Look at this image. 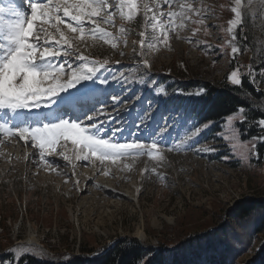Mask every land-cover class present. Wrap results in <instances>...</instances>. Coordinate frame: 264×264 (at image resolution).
<instances>
[{"label":"rangeland","instance_id":"obj_1","mask_svg":"<svg viewBox=\"0 0 264 264\" xmlns=\"http://www.w3.org/2000/svg\"><path fill=\"white\" fill-rule=\"evenodd\" d=\"M232 2L233 0H205L206 4L214 8V15L206 20L210 35L206 37L201 33L197 38L207 40L211 47H196L173 38L170 42L171 50L161 47L159 51L149 53L148 59L152 66L145 78L147 83H139L143 75L142 68L128 67L134 64L132 41L137 40L140 30L136 22L126 25L131 31L127 36V47L123 44L120 46V50L126 53L124 57L103 42H98L95 47L82 49L91 59L108 58L111 70L123 71L130 81L117 83L109 76V90L121 93L124 99L118 109L117 119L120 123L113 122V126L122 127L124 131L117 133L115 139L120 142L132 139L148 142L149 134L167 123L163 140L171 143L185 133V120L199 124L192 120L186 107L187 100L192 95L186 94L180 86L183 82L197 80L211 85L227 83L225 78L232 70V65L229 55L222 52L219 45L226 42L227 34L224 29L228 27V20L234 16L229 8ZM220 5L224 7L221 8ZM249 16L252 19L245 26L244 32L247 33L251 52L238 57L239 63L245 66V71L253 61L258 67L261 55L264 54L262 0H253ZM120 23L122 22L117 19V26ZM110 30L115 32L117 29ZM181 35L190 36L191 32L185 30ZM227 51L230 52V49ZM84 87L91 88L93 85L86 81ZM160 87H163L164 92L157 93L156 89ZM262 87L264 83L258 91L255 85V91L261 93ZM77 88L83 90L79 85ZM70 91L75 94L77 89ZM180 92L185 94L181 95ZM137 96L140 98L137 99ZM94 102L93 100L91 103ZM167 104L171 106V111H167ZM75 105L76 108L74 104L70 108L79 115L81 106ZM261 105L264 107V101ZM149 107L153 109V118L146 121V128L142 127L137 132L133 127L137 114H143ZM52 108L56 106L53 105ZM46 109L49 108L42 106L32 111ZM108 111L110 115L116 114L111 108ZM262 111L264 112L263 109ZM68 116L69 114L65 118ZM101 119L105 117L102 116ZM225 123V120L215 122L196 138L197 144L215 145L217 151L214 153L201 156L192 152L165 151L163 154L167 162L159 166L157 161L148 156L119 162L118 166L108 163L110 174L101 180L93 176L89 182L84 181L88 178L84 171L96 169L101 172L102 166L98 161L94 165L76 161L75 148L70 142L65 154L77 164L76 176L72 179L45 170L43 165L37 169L33 159L38 156V150L25 146L18 138L0 136L4 139V144L0 143V253L13 255L15 252L17 257L28 255L38 260L66 263L73 257L87 258V254L111 249L119 240H134L145 247L146 251L163 247L173 251L187 240L200 237L203 241L208 233L225 225L234 228L232 236L225 240L228 248L232 247L227 254L239 250L235 241L236 233L246 234L240 227L243 225L246 228L249 222L253 223L256 219L238 224L231 217V211L244 201L264 202V159H253L249 163L242 158V153L251 148L252 138L243 139L241 132L243 144L237 147L235 153L230 151L226 142L215 137L217 132L222 131ZM260 135H264V132L261 131ZM226 156L230 158L225 159ZM49 159L61 165L58 171L71 175V166H65L67 162L61 156L53 154ZM124 163L129 164L130 168L119 170ZM152 167H156V172L162 178L155 173L144 172L145 168ZM74 179L79 180V190L73 187ZM138 231L144 236L137 237ZM32 237L35 240L30 243L29 238ZM30 244L36 248L29 249L27 253L15 247L31 246ZM220 247L217 246L222 250ZM263 247L264 232L255 236L247 251L235 256L230 254L228 262L231 260V264H252L256 261V264H264ZM89 251L91 252L87 253Z\"/></svg>","mask_w":264,"mask_h":264},{"label":"snow or ice","instance_id":"obj_2","mask_svg":"<svg viewBox=\"0 0 264 264\" xmlns=\"http://www.w3.org/2000/svg\"><path fill=\"white\" fill-rule=\"evenodd\" d=\"M252 3L253 0H233L229 5L234 16L224 29L226 42L219 47L229 55L232 65V70L225 78L227 84L241 89L247 77L260 91V85L264 83V54L261 55L260 65L255 66L253 61L247 66V71L238 61V57L248 50L246 46L242 48L241 41L247 40L244 28L252 19L249 16ZM210 15H214V8L206 4L205 0H20L19 4L16 0H0V136L18 138L25 146L38 150V156L33 159L37 169L43 165L45 170L68 179L76 176L77 168L72 157L65 154L69 142L75 148L76 161L93 165L98 161L103 175L110 174L108 163L118 166L119 162L142 156L157 161L159 166L167 162L163 154L165 151L192 152L201 156L214 153L217 151L215 145L196 143V138L215 123L211 120L203 124L185 120V133L171 143L163 140L167 123L152 131L148 142L137 139L120 142L115 139L117 133L124 131L122 127L113 126V122L120 123L117 119L118 109L124 99L121 93L109 90V76L117 83L130 81L123 71L111 70L108 58L91 59L82 51L103 42L124 57L126 53L120 50V46L123 44L127 47V36L131 31L126 25L140 18L142 23L139 25L138 38L132 41L134 64L128 67L142 68L143 75L139 83H147L145 78L152 66L148 59L149 53L159 51L161 47L171 50L173 38L196 47H211L207 40L197 38L201 33L206 37L210 35L206 23ZM117 19L122 22L119 26L116 24ZM113 28L117 30L111 31ZM185 30L190 31L191 35L182 36ZM86 81H90L93 87L85 88ZM78 85L83 91L77 88ZM74 88L77 89L75 94L70 91ZM156 91L161 93L164 89L160 87ZM203 94V89L188 93L196 96ZM90 100L95 102L89 103ZM72 104H80L81 112L74 117L69 115L66 119L68 114L63 111V107ZM53 105L56 106L55 112L51 111ZM42 106L49 108L48 114L42 119L32 117V110ZM109 108L116 114L110 115ZM152 112L153 109L149 107L143 114H137L133 123L137 132L147 127L146 121L153 118ZM102 116L105 119L102 120ZM248 119L245 107L238 106L225 117V126L215 137L226 142L229 150L235 153L237 147L243 144L239 125H245ZM256 126L264 132V117L256 122ZM107 133L110 134L105 138ZM257 144H264V135L252 137L251 148L242 153V158L249 163L253 159H262L261 153L256 150ZM244 147L247 145L244 144ZM58 149L61 151L58 152ZM53 154L61 156L67 162L65 166H71V175L58 171L61 165L49 159ZM129 168L130 165L124 163L119 170ZM144 172L155 173L162 178L156 172V167L145 168ZM73 187L79 190V180H73ZM15 247L25 253L36 248L35 245ZM13 259H17L15 252Z\"/></svg>","mask_w":264,"mask_h":264},{"label":"trees","instance_id":"obj_3","mask_svg":"<svg viewBox=\"0 0 264 264\" xmlns=\"http://www.w3.org/2000/svg\"><path fill=\"white\" fill-rule=\"evenodd\" d=\"M136 23L137 27H139L141 20L137 19ZM241 46L242 48L246 46L248 49L243 52V56L251 52L247 40L241 41ZM180 88L186 94L200 89L204 90L202 96H190L186 104L188 113L196 123L203 124L208 120L220 123L238 106H244L249 119L245 125H239L242 138L251 139L260 135L261 129L256 126V122L264 117V112L262 111L264 107L261 105L264 101V87H262L261 93H257L255 91V84L249 82L247 77L244 78L241 89H235L223 82L211 85L199 80L183 82ZM170 107L167 104V111H171ZM256 150L261 153L262 159H264V144H257ZM231 217L238 224H246L251 219H256L253 223L249 222L248 228H245V226L243 228V225L240 227L246 234L236 233L235 241L239 245V250H233L230 253L232 256H235L247 251L252 245L255 236L264 232V202L260 200L244 201L231 211ZM233 230L234 228L231 229L227 225L222 226L214 232L208 233L204 238L205 242H203L204 240H200V237L193 238L174 248L173 251H166L164 247L163 249L157 248L155 249L156 251L154 249L151 251L152 248L146 251L147 249L144 250L145 247L138 245L134 240H119L103 255L92 259L73 257L66 263H60L52 262L48 259L38 260L32 256L23 255L18 259L16 264H231V260L228 262L230 254L227 253L228 250L230 252L232 247L229 249L225 240L232 236ZM248 230L249 235H247ZM217 246H221L222 250H219ZM261 250L262 254H264V247ZM14 260L12 254L0 253V262L15 264ZM255 262L252 264H256Z\"/></svg>","mask_w":264,"mask_h":264},{"label":"bare ground","instance_id":"obj_4","mask_svg":"<svg viewBox=\"0 0 264 264\" xmlns=\"http://www.w3.org/2000/svg\"><path fill=\"white\" fill-rule=\"evenodd\" d=\"M16 2L19 4V0H16ZM82 91H83V90H82ZM91 102H93V100H90V101H89V103H91ZM37 114H38V113H37ZM0 143H1V144H4V139H2L1 137H0ZM84 172H86L85 174L88 175V178H86L84 181H88V180L91 181V178H93V176H96L95 178H96L97 180H101V179L104 178V176H105V175L101 174V172H99V171H98V172H99V173H98L96 169H92L91 171H88L89 173H88L86 170H85ZM84 172H83V173H84ZM98 174H101L100 177L98 176ZM81 175H82V174H81ZM81 175H80V176H81ZM85 177H86V176H85ZM104 179H105V178H104ZM74 180H75V179H74ZM88 182H89V181H88ZM89 186H90V185H89ZM30 236H31V235H30ZM143 236H144V235H143V233H142L141 231H138V232H137V237H143ZM142 239H143V238H142ZM34 240H35V239H34L33 237H32V238H29V242H30V243H33ZM30 245H31V244H30Z\"/></svg>","mask_w":264,"mask_h":264},{"label":"built area","instance_id":"obj_5","mask_svg":"<svg viewBox=\"0 0 264 264\" xmlns=\"http://www.w3.org/2000/svg\"><path fill=\"white\" fill-rule=\"evenodd\" d=\"M112 246H113V245H112ZM108 249H109V248H107V249L104 250L103 252L107 251ZM168 250H169V249H168ZM103 252L96 253V254H94V253L87 254L85 257H87V258H89V259H92V258H94V257H99V256H101V254H102Z\"/></svg>","mask_w":264,"mask_h":264}]
</instances>
